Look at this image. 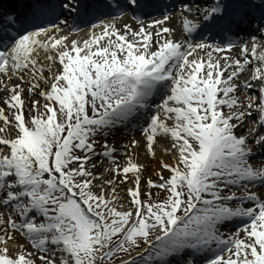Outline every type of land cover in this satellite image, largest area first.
Masks as SVG:
<instances>
[{
	"label": "snow or ice",
	"instance_id": "obj_1",
	"mask_svg": "<svg viewBox=\"0 0 264 264\" xmlns=\"http://www.w3.org/2000/svg\"><path fill=\"white\" fill-rule=\"evenodd\" d=\"M0 264H264V0H0Z\"/></svg>",
	"mask_w": 264,
	"mask_h": 264
},
{
	"label": "bare ground",
	"instance_id": "obj_2",
	"mask_svg": "<svg viewBox=\"0 0 264 264\" xmlns=\"http://www.w3.org/2000/svg\"><path fill=\"white\" fill-rule=\"evenodd\" d=\"M252 91H255V89H253ZM159 155H160V153L158 152V153H157V156L159 157ZM138 159H140V160H144V161L147 162V163H151V158L146 157V156L143 154V152L141 153L140 157H138ZM149 171H151V168L149 169Z\"/></svg>",
	"mask_w": 264,
	"mask_h": 264
},
{
	"label": "rangeland",
	"instance_id": "obj_3",
	"mask_svg": "<svg viewBox=\"0 0 264 264\" xmlns=\"http://www.w3.org/2000/svg\"><path fill=\"white\" fill-rule=\"evenodd\" d=\"M153 191H155V189H153Z\"/></svg>",
	"mask_w": 264,
	"mask_h": 264
}]
</instances>
